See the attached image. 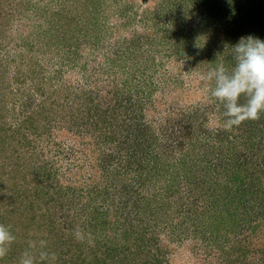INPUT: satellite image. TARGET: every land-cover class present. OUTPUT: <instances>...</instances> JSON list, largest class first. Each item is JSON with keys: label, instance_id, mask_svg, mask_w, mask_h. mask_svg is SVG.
<instances>
[{"label": "rangeland", "instance_id": "1", "mask_svg": "<svg viewBox=\"0 0 264 264\" xmlns=\"http://www.w3.org/2000/svg\"><path fill=\"white\" fill-rule=\"evenodd\" d=\"M246 35L264 0H107L108 262L264 264V113L225 129L200 79ZM0 223L105 258V0H0Z\"/></svg>", "mask_w": 264, "mask_h": 264}, {"label": "clouds", "instance_id": "2", "mask_svg": "<svg viewBox=\"0 0 264 264\" xmlns=\"http://www.w3.org/2000/svg\"><path fill=\"white\" fill-rule=\"evenodd\" d=\"M231 63H216L200 75L209 82L206 92L223 109V126L230 129L244 119H258L264 113V39L253 35L241 36L228 45ZM91 234L80 229L74 232L77 241ZM16 240L13 227L0 223V261L9 253ZM56 253L48 248L45 239H29L18 257L17 264H53Z\"/></svg>", "mask_w": 264, "mask_h": 264}, {"label": "trees", "instance_id": "3", "mask_svg": "<svg viewBox=\"0 0 264 264\" xmlns=\"http://www.w3.org/2000/svg\"><path fill=\"white\" fill-rule=\"evenodd\" d=\"M233 178H234L233 181H236V180L239 181L238 182L239 185L242 183V181L240 179H238L236 176H234ZM247 180H248V178H247ZM246 182L247 181H245L244 186L240 185L241 188L243 189V190H240V192L242 193L243 196H246L248 194V192H247V190L245 188ZM247 188L249 189V187H247ZM228 203H229V201H228ZM228 203L224 207L223 212H224V214H227L228 217H230V219H228V223H233V225H234L235 223H238L239 220H241V218L244 217V215H246L247 208H246L244 214H242V213L241 214H237L239 208H241L242 206H244L246 204H250L251 202L249 200H244V202L239 201L236 204V207L235 208L232 207V209L229 207ZM41 217H42V221L43 220L47 221V218H46L45 214H43ZM31 219L32 220L35 219V216L32 217ZM47 227H48V225H47ZM253 231L254 232L256 231L255 228L253 229ZM49 232L52 233V231H49ZM60 235H61V237H64L67 234H60ZM52 236L55 237L54 240H57L58 234L57 235H52ZM47 245H48V248L51 247V242L49 240L47 242ZM12 246H11V249H10L8 255L2 261H0V264H14L15 262L17 263L18 258H16L15 260L13 259V251H12L13 247ZM25 247L26 246H24V249H25ZM24 249H20V251L22 252ZM20 251H19V253H20ZM221 251L224 252L225 250H221ZM107 253H111V252H107ZM227 255H229V253H227ZM79 257H80V259L71 257L69 260H62L61 258H58L56 261L53 262V264H105V258L99 259V258H95L94 257V259H91V258H88L89 255L85 256V254H80ZM81 257H83V258H81ZM220 262H221V264L222 263L225 264V261H223V260H221ZM107 264H121V259H115V260L110 259L109 262L107 261Z\"/></svg>", "mask_w": 264, "mask_h": 264}]
</instances>
